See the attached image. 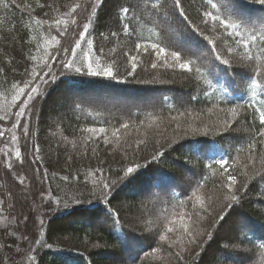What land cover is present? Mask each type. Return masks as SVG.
I'll return each instance as SVG.
<instances>
[{
    "label": "trees",
    "instance_id": "obj_1",
    "mask_svg": "<svg viewBox=\"0 0 264 264\" xmlns=\"http://www.w3.org/2000/svg\"><path fill=\"white\" fill-rule=\"evenodd\" d=\"M215 2L180 0V7L176 8L173 0H160L162 6L154 11L148 0H103L102 4L96 0L95 9L90 0H0V117H4L0 120V198L8 180L11 182L9 171L16 168L17 162L3 146L9 142L8 133L16 132L21 153L26 154L25 147L29 148L42 182L39 191L44 202V225L41 238L32 242L26 254L31 264H149V255L160 248L161 237L171 221L187 209V199L182 196L193 185L187 181V171L183 175V168L171 160L197 167L198 180L193 185L197 188L219 186L218 176L232 175L236 181L244 178L237 174L238 160L254 152L259 154L264 146V137L258 135L264 125L260 124L257 111L264 110V5L259 0H231L228 5L263 31L251 32L248 25L242 26L239 31L244 39L257 36V41L244 49L236 43L235 34L228 35L233 30L203 15L210 11L221 19L240 23L224 6L218 4L219 11L213 9L211 4ZM239 3L253 10H242ZM76 4L82 7L72 16L65 15ZM125 7L131 9L127 16L121 12ZM73 19L76 25L71 23ZM56 20H68V25H56ZM209 28L216 31L208 32ZM215 35L223 40L224 50L233 55L231 59L240 61L234 64L241 73L224 65L211 39ZM77 43L80 48L75 47ZM153 43L164 52L157 55L159 49H153ZM137 44L141 47L137 48ZM229 47L233 52L227 51ZM61 49L72 51L75 66H85L81 72L62 66L60 60L67 53ZM173 52L179 53V62L172 57ZM201 52L209 53L215 62H210L207 55L204 67L197 66ZM249 53L252 60L248 59ZM88 56L94 69L111 68L113 75L93 76L87 72ZM186 62H192V71L179 67ZM32 69L41 73L34 81ZM43 73L55 78L49 80ZM26 81L42 94L31 100V107L27 111L24 108L20 117L17 113L23 108L28 90L20 95L18 89ZM155 96L157 100L146 102ZM177 96L183 99L181 103ZM90 97L111 101V111L103 112L100 106L94 109V103L87 102ZM34 103L36 109L31 114ZM124 103L129 104L124 106L128 109L116 106ZM233 106L241 107L244 126L240 141L192 136L187 140L193 143L192 153L185 149L179 153L167 150L180 146L176 129L183 123L195 122L183 118L188 109L203 116L209 108L228 111ZM39 108L40 114L50 108L52 117L38 121ZM131 108L138 109L130 112ZM178 112L173 116L176 119L170 118ZM123 123L129 127L123 128ZM100 127L106 129L105 133L86 131ZM24 128L27 133L22 131ZM115 129L119 132L114 136ZM166 137L173 139L168 143ZM222 155L227 161L223 168L216 163ZM129 168L133 169L131 173ZM150 175L154 176L149 179L151 183H165L154 189L145 182ZM30 178L35 184L37 174L32 172ZM259 181L250 195L253 203L240 198L232 211V217H242L243 212L237 213L242 207L252 219V230L246 227L241 237V243L250 248L249 264L264 261V236L259 234L264 227L255 229L264 223V178ZM170 183L172 189L165 190ZM103 184H108V189H103ZM166 192L171 199H164ZM155 195L157 204H165L166 210L157 212L155 205L148 203ZM159 197L164 200L158 201ZM140 206L149 211L142 227L136 226L131 217V212L137 213ZM226 225L227 222H219L210 230V245L205 248L208 251L204 249L202 257L195 251L192 264H231L230 260L236 257L232 242L219 238ZM20 231L18 225L15 229H0V264L16 258ZM158 262L155 264H164ZM239 262L242 264V259Z\"/></svg>",
    "mask_w": 264,
    "mask_h": 264
},
{
    "label": "rangeland",
    "instance_id": "obj_2",
    "mask_svg": "<svg viewBox=\"0 0 264 264\" xmlns=\"http://www.w3.org/2000/svg\"><path fill=\"white\" fill-rule=\"evenodd\" d=\"M230 8V6H229ZM231 9V8H230ZM237 17L236 15H233ZM238 18V17H237ZM249 27L247 30L251 32H256L259 30V26H252L251 23H247ZM252 28V29H251ZM208 32H215L216 29L209 28L207 30ZM260 32H263L262 30H259ZM213 43L217 45L221 56L223 57V60H228L229 67H231L233 70H237L235 66L236 63H240V61H234L232 60L230 55L224 50L222 43L223 40H221L217 35H215L213 38ZM208 55V56H207ZM196 58H198L196 55H193ZM206 56L208 59L213 62L215 60L213 57H209V53L201 52V57L199 62L196 64L197 66L204 67L205 65V58ZM234 58V57H233ZM233 62V63H232ZM195 65V66H196ZM225 65V64H224ZM214 67V65H213ZM203 70V69H202ZM239 73H241L239 70H237ZM232 77V76H231ZM233 78V77H232ZM264 77L262 76V80ZM143 96V95H142ZM178 97L179 103H181V97ZM157 96L154 98H149L146 102H153V100H157ZM75 100V99H74ZM145 100V99H144ZM177 101V102H178ZM87 102H93L96 107L94 109H98V106L101 107V111L108 112L110 110V105L112 104L111 101H105V100H97L96 98H91L87 100ZM117 103V101H115ZM150 102V103H151ZM36 103V102H35ZM34 103V109L31 111V114L35 112L36 106ZM132 104V103H131ZM32 105V102L28 99L25 100L23 104V108L27 111L28 108H30ZM129 104H116L118 107H124ZM237 109L239 115L238 117H232L231 114L228 111L220 110L219 108H209L206 112H204L203 116H200V114H195L192 112H188L187 110L184 119H191V121H195L192 123H189V125L182 124L181 127H178L176 130L179 133V136L177 137V143L180 146H176L175 148L168 147V151H173V153H179L180 151L186 150L188 153H192V142L187 141L189 137L197 136V137H205V136H211L218 139L223 140L225 138H229L230 140L240 141L242 137V130H243V120H242V114L241 111H239L238 106H233ZM125 108V107H124ZM146 106L143 105L142 109H145ZM40 109H38L36 115L38 121L45 120L47 118L52 117V110L50 108H44L43 112L40 114ZM125 109H128L126 107ZM138 108H131L130 112L137 111ZM180 112L173 114L170 116L171 119H176L173 116L179 115ZM40 114V115H39ZM192 116V117H191ZM169 118V117H168ZM182 118H179V120ZM174 127V128H176ZM173 128V129H174ZM9 131H7L8 133ZM8 135L10 136L8 144L4 145L3 148L5 150H9V153L14 156L16 168L10 170V180H8V186L7 184L4 186V191L1 193L0 198V229H15L18 225V227L21 229L20 231V239L18 246L16 247V255L15 259L11 262H7L6 264H31V260L28 254V251L30 250V245L33 241H37L41 238V230L44 225L43 221V199L40 195V187L42 186V182L40 179V171L37 170L33 165V159L31 156V152L28 147H25V153H21V148H19V145L21 146L19 142V138L16 135V132H9ZM1 135L0 137H2ZM177 136V135H175ZM173 136V137H175ZM185 136V137H181ZM8 137V136H7ZM15 137V139H13ZM168 143L173 138H165ZM184 142V143H183ZM189 142V144H185ZM224 142V141H223ZM192 144V145H191ZM77 146V144H74ZM262 151L258 153L248 154L244 157H241L238 162V173L240 176H244V178H240L236 181V183L233 185L232 189L227 188V184L230 183L228 181L227 177H220L218 176V182L220 183L219 186L214 187L212 189L206 188V187H194L193 185L198 180V170L197 167L191 166L189 168L187 162L182 161L178 162L177 160H171L175 164H179L181 168H183V175L184 170H186V178L188 182L193 183L192 186H188V189H185L183 192L182 198H186V206L187 209L185 211L180 212L179 216L174 218L171 221V226L166 230L165 234L161 237V245L159 248V251L155 250L149 255V260L147 262L149 264H155V262L158 263H164V264H192L194 259L193 254L195 251L197 252L196 255H201V257L204 255L205 250L208 251V247L210 245H207L210 230L213 228H216L219 222H227V225L223 229L220 235V239L226 240L228 242H232V251L236 257H233L235 259L240 258L242 259V264H249V258L250 256H247L250 254L249 246L242 244V238L245 232V228L249 227L250 230H252V227L249 226V222H252L251 217L248 216V212L243 210L242 207H239V210L236 209L234 213L237 212L238 214L242 213V217L236 216L232 217V211L234 208H236V203L240 198L245 199L247 203H253V200L251 201L253 186L255 183H260V179L264 178V146L261 148ZM16 151H19L21 153L20 157H17L15 155ZM167 158H170L168 156ZM173 158V157H172ZM188 166V167H187ZM160 171V169H157V171ZM32 172H35L37 174V179L34 184L32 178H30V175ZM5 176V173L3 174V178ZM8 178V179H9ZM149 182V185L154 186L155 180L151 183L149 179H154V176L150 175L147 177ZM16 181V182H15ZM22 181V182H21ZM6 182V180H5ZM13 183L15 185H13ZM23 185L25 186L23 190ZM168 184L165 185V190L172 189ZM178 185V184H177ZM169 186V187H168ZM194 187V189H193ZM260 187V185H259ZM7 188V189H6ZM38 188V189H37ZM192 190V191H190ZM264 192V191H263ZM261 193V196H264V193ZM24 193V194H23ZM38 194V197L36 195ZM239 193V196H237ZM3 194V195H2ZM190 194V195H189ZM236 195V200H231L230 195ZM4 198H3V197ZM171 199V196H169V193H165L164 199ZM263 198V197H262ZM162 198H158V201L164 200ZM149 204L155 205L156 211H160L161 209L166 210L165 204H157V195L154 197H151V200L148 201ZM161 203V202H158ZM262 205H264V198L261 200ZM143 206L139 207V210L136 212H131L132 222L140 227L143 226V222H145V217H147L149 211L143 210L141 208ZM141 208V209H140ZM246 215H245V213ZM233 213V215H235ZM236 213V214H237ZM263 214V213H261ZM263 216V215H262ZM129 220V219H128ZM11 221V222H10ZM42 222V223H41ZM185 225L187 226V229H185ZM259 225V228H255L259 231L262 230L264 227V223L262 222ZM261 226V227H260ZM240 228V230H239ZM248 228V229H249ZM169 229H172V231H169ZM255 231V232H258ZM192 232L193 236L195 237V242H191V238L188 237L187 233ZM260 235L264 236L263 233H259ZM167 236V239H164L163 237ZM208 237V238H207ZM207 239V240H206ZM140 242V245H139ZM136 245H139V248H143V241H139ZM22 245V246H20ZM229 245V244H228ZM207 247V249H205ZM168 247V250H167ZM205 249V250H204ZM202 251H204L202 253ZM201 252V253H200ZM199 255V256H200ZM210 255H213L212 251ZM179 256V258H178ZM201 257H198L200 260ZM232 257V256H231ZM197 258V257H196ZM235 259H231V264H239L240 260L237 262H234ZM211 260V259H210ZM258 258L256 257V261ZM213 262V260H211ZM239 262V263H238ZM252 262V261H251ZM241 264V263H240ZM261 264H264V261H262Z\"/></svg>",
    "mask_w": 264,
    "mask_h": 264
},
{
    "label": "snow or ice",
    "instance_id": "obj_3",
    "mask_svg": "<svg viewBox=\"0 0 264 264\" xmlns=\"http://www.w3.org/2000/svg\"><path fill=\"white\" fill-rule=\"evenodd\" d=\"M164 2H166V0H164ZM100 3L102 4L103 3V0H100ZM148 3L153 7V10L154 11H158L159 7L162 6L160 4V0H148ZM231 3V0H216L215 3H212L211 4V7L213 9H217V11H219V9L217 8V5L220 4L222 6L225 7V11L228 12L229 15H236L238 17V19L240 20V23L238 24L235 20H230V19H221V17L219 15H213L212 12L210 11H205L203 13V15L205 17H210L211 20L213 21H218L221 25H223L226 29H231L233 31H230L228 32V35L231 37L233 34H235V36L237 37L236 39V43L241 45L244 49H249L250 48V42H256L257 41V36L255 34L251 35L248 39H244L241 32L239 31V29L244 26L245 24L248 23V20L242 16H239V14H237L234 10H231L228 8V5ZM259 3L261 5H264V0H259ZM173 4H174V7L176 8H179L180 7V0H173ZM90 5L93 9H95V6H96V0H90ZM41 7H43L44 5L41 4L40 5ZM82 5L81 4H76L75 6L72 7L71 11L70 12H67L65 13V15L67 16H72L73 13L76 12V10L78 8H81ZM131 11L130 8H122L121 9V12L123 13L124 16H127V14ZM208 21L205 20L204 23H207ZM54 23L56 25H60V24H63L65 25V27L68 25V20H56L54 21ZM71 23L73 25H76V20L73 19L71 21ZM125 30H127V25H125ZM84 31L87 32V26H85L84 28ZM113 35H115V33H113ZM53 40L56 41L57 44H59V40H57V38L55 36L52 37ZM261 39H264V35L261 36ZM152 48L153 49H159V51L157 52V55H160L164 52V49L163 48H160L158 44H155L153 43L152 45ZM76 48H80L81 45L80 44H76L75 45ZM141 45L140 44H137V48H140ZM62 52H65L67 53V57L60 60V63L62 64V66L64 68H67L69 70H73L75 71L76 73H79L81 72L82 68L85 67L83 64L81 67H76L75 66V59L72 58L73 57V53L71 50L69 49H61ZM227 51L228 52H233V49L231 47L227 48ZM172 57L174 58V60H176L177 62L180 61V55L178 52H173L172 53ZM217 58H219V54H217ZM32 59L34 60L35 57H32ZM88 63L86 65V71L89 72L91 75L93 76H97V75H101V74H104V75H107V76H112L113 75V72H112V69L111 68H102L100 69L99 71H97L96 69L93 68V61L91 60V57L88 56ZM135 59V57H133V60ZM248 59L249 60H252L253 59V56L249 53L248 55ZM190 63L192 62H186V63H180L179 64V67L181 69H186L188 71H192V68L190 67ZM223 63L225 65H227L229 63L228 60H224ZM47 65V61H45V66ZM153 67H155V65H153ZM28 70H26L27 72ZM196 71H199V69L197 68ZM31 77L33 78V81H34V78L35 77H38L41 75L40 72H37L35 69H32L31 70ZM44 76L48 77L49 80L51 79H54L55 77L54 76H51L49 73H43ZM13 87H16V85H13ZM26 89L28 90L27 92V99L29 101L31 100H34L36 98V96H39L41 95L42 93H40L38 91V88L33 86L32 83H29V82H25V85L24 87H20L18 89V92L20 95H25L26 94ZM35 94V95H33ZM249 106H252V105H249ZM257 111L259 112V122L261 125H264V110H260V109H257ZM228 112L231 114L232 117H238L239 113L237 111L236 108H230L228 109ZM18 116L20 117H23L24 115V108H21L20 111L17 113ZM4 117H0V120H3ZM122 127L123 128H128L129 125L127 123H123L122 124ZM23 132L27 133V129L24 128L22 129ZM86 131L90 132V133H105L106 129L104 127H100V128H88L86 129ZM119 132V129H115L114 132H113V135H117ZM0 135H3L2 132H0ZM259 136H262L264 137V128H261L259 130V133H258ZM13 139H15V137H13ZM107 142V140H106ZM252 147H255V145H252ZM37 151H38V148H37ZM15 155L17 157H20L21 153L19 151H16ZM216 163L220 164L221 167L223 168L224 165L227 164V161L226 160H218L216 161ZM11 166V165H9ZM133 169L129 168L128 169V172H132ZM224 171L227 172L228 170L226 168H224ZM228 181H230V183L227 184V188L228 189H232L233 185L236 183V177L235 176H232V175H229L227 177ZM22 182V181H21ZM109 185L108 184H103V189H108ZM230 199L231 200H236L237 199V196L232 194L230 195ZM42 223V222H41ZM185 229H187V226L185 225ZM169 231H172V229H169ZM188 237L191 238V242H195V237L193 236L192 232H188L187 233ZM164 239H167L168 237L167 236H164L163 237ZM157 251H159V249H157Z\"/></svg>",
    "mask_w": 264,
    "mask_h": 264
},
{
    "label": "bare ground",
    "instance_id": "obj_4",
    "mask_svg": "<svg viewBox=\"0 0 264 264\" xmlns=\"http://www.w3.org/2000/svg\"><path fill=\"white\" fill-rule=\"evenodd\" d=\"M239 7H240V9H242V10H246V11H250V10H253V9H247L246 8V6H242L240 3H239ZM223 71H226V69H223ZM148 172H150V171H148ZM164 184L165 182L164 181H162V182H157L153 187H154V189H156V188H158V186H161V184Z\"/></svg>",
    "mask_w": 264,
    "mask_h": 264
}]
</instances>
